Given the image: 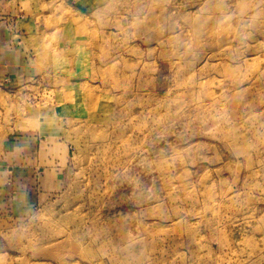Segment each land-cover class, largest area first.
<instances>
[{"label":"rangeland","instance_id":"1","mask_svg":"<svg viewBox=\"0 0 264 264\" xmlns=\"http://www.w3.org/2000/svg\"><path fill=\"white\" fill-rule=\"evenodd\" d=\"M17 1L0 264H264V0Z\"/></svg>","mask_w":264,"mask_h":264},{"label":"crops","instance_id":"2","mask_svg":"<svg viewBox=\"0 0 264 264\" xmlns=\"http://www.w3.org/2000/svg\"><path fill=\"white\" fill-rule=\"evenodd\" d=\"M27 6L26 4L24 7V4L17 0H0V80L21 81L30 65L25 59L26 56L18 53L10 41L13 17L24 8L28 13ZM40 171L42 172L41 169Z\"/></svg>","mask_w":264,"mask_h":264},{"label":"bare ground","instance_id":"3","mask_svg":"<svg viewBox=\"0 0 264 264\" xmlns=\"http://www.w3.org/2000/svg\"><path fill=\"white\" fill-rule=\"evenodd\" d=\"M254 14H255V12H253ZM257 13H259L258 11H257ZM201 29V28H200Z\"/></svg>","mask_w":264,"mask_h":264}]
</instances>
